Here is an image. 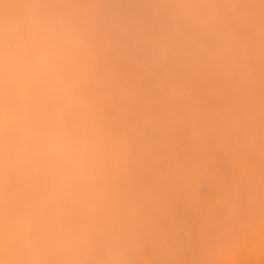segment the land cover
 I'll use <instances>...</instances> for the list:
<instances>
[{"label": "clouds", "instance_id": "9594fccd", "mask_svg": "<svg viewBox=\"0 0 264 264\" xmlns=\"http://www.w3.org/2000/svg\"><path fill=\"white\" fill-rule=\"evenodd\" d=\"M253 237L264 0H0V264H215Z\"/></svg>", "mask_w": 264, "mask_h": 264}, {"label": "bare ground", "instance_id": "6f19581e", "mask_svg": "<svg viewBox=\"0 0 264 264\" xmlns=\"http://www.w3.org/2000/svg\"><path fill=\"white\" fill-rule=\"evenodd\" d=\"M214 194L211 189H207L199 195L211 198ZM180 226L181 222L177 221L173 226V234ZM226 242L227 237H224ZM215 264H264V237H253L237 248L225 249L216 257Z\"/></svg>", "mask_w": 264, "mask_h": 264}]
</instances>
